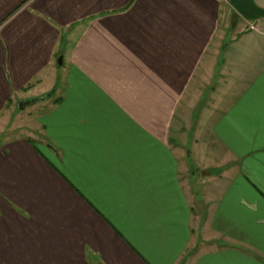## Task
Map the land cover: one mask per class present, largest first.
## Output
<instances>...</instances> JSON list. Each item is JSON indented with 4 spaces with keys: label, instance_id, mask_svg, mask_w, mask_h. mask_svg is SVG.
<instances>
[{
    "label": "crops",
    "instance_id": "1",
    "mask_svg": "<svg viewBox=\"0 0 264 264\" xmlns=\"http://www.w3.org/2000/svg\"><path fill=\"white\" fill-rule=\"evenodd\" d=\"M241 20L0 0V264H264V32Z\"/></svg>",
    "mask_w": 264,
    "mask_h": 264
},
{
    "label": "rangeland",
    "instance_id": "2",
    "mask_svg": "<svg viewBox=\"0 0 264 264\" xmlns=\"http://www.w3.org/2000/svg\"><path fill=\"white\" fill-rule=\"evenodd\" d=\"M255 1V3L258 5L259 4V0H254ZM225 4L228 6V7H232L231 5H230V3H229V0H225ZM259 6V5H258ZM260 7V6H259ZM237 13V12H236ZM237 15H239L238 13H237ZM240 16V15H239ZM241 17V16H240ZM230 23H232V19L230 20ZM253 24V25H256L257 27H258V29H259V31H254V30H248L249 29V27L251 26L250 24ZM263 25H264V19H262V20H257V21H253V22H251V21H247V20H241L239 23H238V28H237V31H239L242 27H245V30H247V33H255V34H260V32H264V27H263ZM239 35V33H236V36H238ZM248 47V46H247ZM208 98L210 99L211 98V96L210 95H207V96H205V103H207L206 102V100H208ZM46 103H48V102H44L43 104L42 103H39V104H36V105H32V106H29L27 109H26V111L24 110V111H21V112H17L18 113V116H17V119H16V121H15V123H17V125L20 123V122H22V124H27V125H29L28 126V128L29 127H32L31 126V124H30V121H31V119H32V122L34 121L35 122V118L37 117V116H35V114H36V112L35 111H38L39 109H41L42 107L44 108V105H46ZM206 106V105H205ZM20 108V107H19ZM198 128V127H197ZM199 132H196V134L198 135L199 133H200V127H199ZM201 134V133H200ZM206 138H208V137H206ZM202 140H205V138L204 139H202ZM208 140V139H207ZM207 140H205V141H207Z\"/></svg>",
    "mask_w": 264,
    "mask_h": 264
},
{
    "label": "water",
    "instance_id": "3",
    "mask_svg": "<svg viewBox=\"0 0 264 264\" xmlns=\"http://www.w3.org/2000/svg\"><path fill=\"white\" fill-rule=\"evenodd\" d=\"M229 3L235 11L247 21H259L264 19V8L259 7L254 0H229ZM33 102H35V100L31 103ZM25 106L26 105L23 104L20 108L24 109Z\"/></svg>",
    "mask_w": 264,
    "mask_h": 264
},
{
    "label": "built area",
    "instance_id": "4",
    "mask_svg": "<svg viewBox=\"0 0 264 264\" xmlns=\"http://www.w3.org/2000/svg\"><path fill=\"white\" fill-rule=\"evenodd\" d=\"M253 22V21H251ZM250 24V23H249ZM251 26L249 27L248 30H254V31H259L258 27L256 25L250 24Z\"/></svg>",
    "mask_w": 264,
    "mask_h": 264
}]
</instances>
